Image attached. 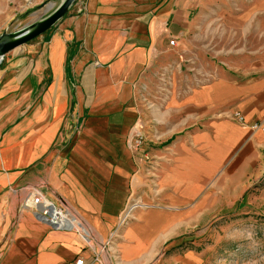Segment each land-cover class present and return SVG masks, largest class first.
I'll list each match as a JSON object with an SVG mask.
<instances>
[{"label":"crops","instance_id":"obj_1","mask_svg":"<svg viewBox=\"0 0 264 264\" xmlns=\"http://www.w3.org/2000/svg\"><path fill=\"white\" fill-rule=\"evenodd\" d=\"M45 1L0 0V33ZM263 173L264 0H77L0 62V264H217L207 226L264 225Z\"/></svg>","mask_w":264,"mask_h":264},{"label":"rangeland","instance_id":"obj_2","mask_svg":"<svg viewBox=\"0 0 264 264\" xmlns=\"http://www.w3.org/2000/svg\"><path fill=\"white\" fill-rule=\"evenodd\" d=\"M59 2L60 0L45 1L40 7L30 10L25 17L14 19L3 31L12 32L43 18ZM263 178L264 173L255 184H262ZM238 213V215L223 213V216L216 220L220 223L219 228L214 227L213 220L206 228V237L210 238V240L216 237L215 242H219V246H216V254L219 255L216 258V263L264 264V225L259 220L262 217L254 219L245 213ZM213 243L211 248L214 246Z\"/></svg>","mask_w":264,"mask_h":264},{"label":"built area","instance_id":"obj_3","mask_svg":"<svg viewBox=\"0 0 264 264\" xmlns=\"http://www.w3.org/2000/svg\"><path fill=\"white\" fill-rule=\"evenodd\" d=\"M170 45L174 44L173 40L169 41ZM232 118L240 123H244V117L238 112L232 114ZM259 125L254 124L251 128H258ZM143 135L140 128L133 127L131 132L127 136V146L132 150H136L141 145ZM137 207V204L132 203L129 208L119 218V224L123 225L126 219L132 213L131 211ZM22 208L29 209L33 216L56 230H66L76 233L79 238L86 244L87 247L91 248L94 246L93 241L89 233L85 230L80 220L77 218L74 212L62 204L55 203L45 193L40 190L32 191V198L30 203ZM109 241L106 242V246ZM100 250L93 249L95 255V261L98 260L97 255ZM76 264H83L82 259H78Z\"/></svg>","mask_w":264,"mask_h":264},{"label":"water","instance_id":"obj_4","mask_svg":"<svg viewBox=\"0 0 264 264\" xmlns=\"http://www.w3.org/2000/svg\"><path fill=\"white\" fill-rule=\"evenodd\" d=\"M76 1L77 0H60L58 5L43 18L12 32L3 31L0 34V62L11 50L26 44L50 30L68 13Z\"/></svg>","mask_w":264,"mask_h":264},{"label":"trees","instance_id":"obj_5","mask_svg":"<svg viewBox=\"0 0 264 264\" xmlns=\"http://www.w3.org/2000/svg\"><path fill=\"white\" fill-rule=\"evenodd\" d=\"M29 12H30V11H27V12H25L24 14H22V16H21V17H25L26 15H28V14H29Z\"/></svg>","mask_w":264,"mask_h":264}]
</instances>
